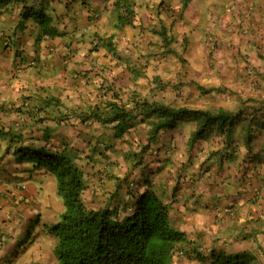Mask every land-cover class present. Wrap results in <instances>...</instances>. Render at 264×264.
<instances>
[{
    "label": "crops",
    "instance_id": "crops-1",
    "mask_svg": "<svg viewBox=\"0 0 264 264\" xmlns=\"http://www.w3.org/2000/svg\"><path fill=\"white\" fill-rule=\"evenodd\" d=\"M69 1L0 0V264L12 259L20 228L51 202L46 174L31 171L16 146L35 144L32 136L50 131L74 133L78 145L86 144L87 132L94 142L105 138L97 123L71 127L54 118L95 104L103 79L146 94L155 76L170 83L163 97L193 108L224 106L246 119L238 124L236 147L223 157L214 152L225 136L213 130L194 138L192 120L161 137L164 155L156 162L162 174L153 181L172 206L175 228L207 257L216 252L264 264V128L254 124L248 132L253 115L264 120V0H166L167 8L161 0H142L139 20L127 25L117 21L115 0H74L71 10ZM46 17L51 21L41 23ZM163 28L183 35L179 47L164 46ZM55 29L60 35L50 37ZM151 31L159 35L155 43L145 39ZM121 33L142 39L129 51L117 41ZM92 36L110 42L96 50ZM152 50L159 59L155 75L143 60ZM169 50L179 53L173 74L161 64L169 62ZM211 259L179 256L174 264H218Z\"/></svg>",
    "mask_w": 264,
    "mask_h": 264
},
{
    "label": "trees",
    "instance_id": "trees-1",
    "mask_svg": "<svg viewBox=\"0 0 264 264\" xmlns=\"http://www.w3.org/2000/svg\"><path fill=\"white\" fill-rule=\"evenodd\" d=\"M73 1L66 3V8L71 10ZM139 1L142 0H115L119 25L134 24L139 20ZM87 3L84 0V4ZM159 5L167 8L166 0H161ZM32 13L31 16L37 15V19L45 15ZM48 18L42 19L41 23L51 21ZM52 31L50 37L60 35L57 30ZM160 34L167 44H172L165 28ZM92 38L96 50L110 42L103 37ZM169 52L178 56L175 51ZM119 58L123 57L119 55ZM158 78L154 77L146 94L103 79L95 104L79 111L72 109L71 113L54 118L60 124L69 122L71 127L78 122L97 123L100 127L96 130L103 132V139L94 142V138L89 137L92 133L87 132L85 138L89 140L84 139L86 144L78 145L73 141L76 134L69 133V137H65L50 131L37 139L32 136L35 144L16 146L19 159L26 160L31 171L46 174L47 179L54 180L58 197L51 194L50 198L54 196L58 202L62 198L64 210L53 226L44 224L41 228L53 240L51 253L44 246L38 254L29 255L28 258L35 261L23 263L16 259L14 264H174L179 256L202 261L212 257L211 263L218 264L251 263L246 256L230 258L213 252L207 257L198 249L189 247L186 234L175 228L171 204L159 194L154 181L142 170L153 169L152 165L159 160L163 150L155 146L164 134L183 120L196 122L194 138L213 130L224 135L223 148L214 152L222 153L223 157L224 150L236 147L238 124L245 119L243 113L224 106L193 108L180 104L173 98L162 96V91L170 83ZM254 124H261L264 128V120L253 115L249 119V133L253 132ZM10 136L15 140L12 134ZM117 150L122 152L128 166L122 176L115 170L118 157L113 158L112 151L116 153ZM140 171L143 176L140 174L135 178ZM106 179L115 182L114 190L107 196L101 193L90 196V189L97 181L104 183ZM45 256L47 261H44Z\"/></svg>",
    "mask_w": 264,
    "mask_h": 264
},
{
    "label": "rangeland",
    "instance_id": "rangeland-1",
    "mask_svg": "<svg viewBox=\"0 0 264 264\" xmlns=\"http://www.w3.org/2000/svg\"><path fill=\"white\" fill-rule=\"evenodd\" d=\"M57 23V21L55 22ZM56 30V29H55ZM182 34L177 37L173 35V33H171L170 38L171 41L173 42L172 47H176V46H180V41H182ZM138 37V39H137ZM142 39V35H138V36H134V34L126 36V34L121 33L118 36V43L122 44L125 43V45H127V43L129 45H127V48L130 49L129 51H131V48L135 47L133 46L132 42L133 41H138ZM145 39H150V42H156V39H159V35L156 34V32H149V34H146ZM190 39V38H188ZM189 44L186 45V47H188ZM164 46H169L168 44L164 45ZM100 47V46H99ZM98 47V48H99ZM122 50L125 51L126 47L122 46ZM131 47V48H130ZM125 52H123L124 54ZM165 53V52H164ZM178 53V52H177ZM120 54L122 55V53L120 52ZM179 54V53H178ZM189 54L191 55V53H187V55L189 56ZM137 55V54H136ZM175 54L170 53L167 51V53H165V56L167 57V59H169V62L165 61V62H161L162 65H166L167 66V73L169 74H173L174 73V63L176 60V57L174 56ZM129 58H133L135 57V53L129 52ZM127 56V57H128ZM123 58H116L117 60L121 61L124 60L126 57L123 55ZM183 57V55H182ZM181 57V58H182ZM111 59V58H110ZM178 59V58H177ZM113 60V59H111ZM135 60L138 62V56H136ZM143 60H146L149 62V68L148 71L151 75H155L156 73L154 72V65L156 63L159 62V59L157 58V55L155 54L154 50H152V54L146 55L144 56ZM181 60L184 61V59L182 58ZM179 61V60H178ZM112 62L109 61V63H107L108 67L113 66V64H111ZM119 63V62H118ZM138 65V63H136ZM179 64L182 65V63L180 62ZM111 65V66H110ZM135 64L133 63V66ZM137 65L135 66V69H137ZM160 65V63H159ZM137 67V68H136ZM140 67V65H139ZM111 70V68H109ZM140 70V69H137ZM61 93H63L62 91L59 92V95H61ZM170 97H173V95H171ZM160 143V142H159ZM82 145V144H81ZM84 145V144H83ZM157 147H161L159 146V144L157 146H155V148L157 149ZM120 148V147H119ZM104 149V146L101 145V150ZM111 151V150H110ZM113 154V158L114 157H118L117 158V164L118 166H116L115 170L117 173L121 174V176L128 170V166L127 163L125 162L124 158L122 157L123 155L120 156L121 151L117 150L116 153L114 151H112ZM164 153L162 152L160 154V157L163 156ZM162 162L159 163V165ZM158 163L155 162L152 167V170H148V168L146 169H142L144 172H146L148 174V176L151 177L152 180L157 179V175L162 174V170H160V167L157 165ZM113 169V167H112ZM168 172V169H167ZM142 172H137V175L135 176V178H137ZM143 174H141L140 177H142ZM46 183V193H49L46 197L45 200L47 198L52 199L51 202L48 203V206L46 208H44V212H37V214H35L36 217H31L29 220L30 221H26L25 222V226L20 228L21 231L19 232L18 235V243L15 246V255H13L9 261H7L6 264H10L13 260L19 259L20 262H26V261H35V259H30L28 258L29 255H33L34 253L38 254V251L40 250V248L44 249V246L49 249L50 251V247L52 245V239L50 238V236L46 235L45 232H42V226L44 224H48L49 227L53 226L60 218V215L62 213V211L64 210V203H63V199L60 198L61 202H58L56 200V197H58V194L56 193V184L54 182L53 179H47L45 181ZM115 188V182L113 180L110 179H106V181L103 183L102 180L101 182L97 181V184L95 185V187L90 189L89 195L90 196H94L96 194H105L106 196L113 191ZM51 194H53L54 196H51ZM38 218H40L41 220L38 221ZM20 222V221H19ZM37 248V250H36ZM40 252V251H39ZM51 253V251H50ZM18 255V256H17ZM48 257L45 256L44 257V261H47ZM14 264V262H13Z\"/></svg>",
    "mask_w": 264,
    "mask_h": 264
}]
</instances>
